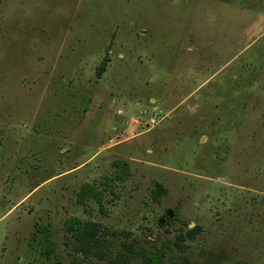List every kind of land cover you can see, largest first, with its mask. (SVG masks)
<instances>
[{"label":"rangeland","instance_id":"obj_1","mask_svg":"<svg viewBox=\"0 0 264 264\" xmlns=\"http://www.w3.org/2000/svg\"><path fill=\"white\" fill-rule=\"evenodd\" d=\"M118 160L106 214L78 205ZM71 217L122 264H264V0H0V264H57L37 224L63 264H115L71 256Z\"/></svg>","mask_w":264,"mask_h":264},{"label":"trees","instance_id":"obj_2","mask_svg":"<svg viewBox=\"0 0 264 264\" xmlns=\"http://www.w3.org/2000/svg\"><path fill=\"white\" fill-rule=\"evenodd\" d=\"M107 63L108 59L102 61L97 71L98 76L103 75ZM114 167L115 174L111 177H106L101 187L90 183L82 185L77 194L78 205L85 207L90 200H94L98 204L100 212L103 215L106 214V194L109 191L111 192L114 183L126 182L132 174L130 165L124 160L116 161ZM174 214L176 216V212ZM199 232L200 228L195 227L185 234L180 233L176 238L175 246L180 250L184 249L186 241L194 240ZM65 233L72 238L71 256L73 255L74 257L96 258L100 261H111L115 264H122L125 253L124 251H120L116 254L118 248L128 251L127 258L132 255V247L127 243V237H123V233L108 231L97 222H85L77 217H71L65 224ZM31 239L30 246L40 247L42 257L47 260L56 258L57 264H63L62 259L55 251L56 243L53 228L50 224H37ZM139 255H141L145 264H163V250L156 252L141 251Z\"/></svg>","mask_w":264,"mask_h":264}]
</instances>
